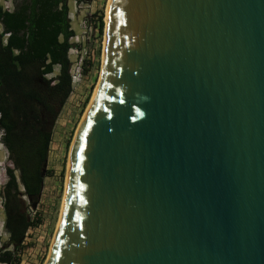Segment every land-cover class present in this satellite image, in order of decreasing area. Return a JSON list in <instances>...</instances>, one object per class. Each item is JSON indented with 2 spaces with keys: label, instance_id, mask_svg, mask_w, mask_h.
I'll list each match as a JSON object with an SVG mask.
<instances>
[{
  "label": "water",
  "instance_id": "1",
  "mask_svg": "<svg viewBox=\"0 0 264 264\" xmlns=\"http://www.w3.org/2000/svg\"><path fill=\"white\" fill-rule=\"evenodd\" d=\"M44 264H264V0H109Z\"/></svg>",
  "mask_w": 264,
  "mask_h": 264
},
{
  "label": "trees",
  "instance_id": "2",
  "mask_svg": "<svg viewBox=\"0 0 264 264\" xmlns=\"http://www.w3.org/2000/svg\"><path fill=\"white\" fill-rule=\"evenodd\" d=\"M0 23V139L10 162L0 189L7 234L0 262L18 264L26 232L39 219L29 209L50 173L53 127L72 92L68 50L75 44L66 0H21L11 10L0 5ZM103 25L100 16V34Z\"/></svg>",
  "mask_w": 264,
  "mask_h": 264
},
{
  "label": "rangeland",
  "instance_id": "3",
  "mask_svg": "<svg viewBox=\"0 0 264 264\" xmlns=\"http://www.w3.org/2000/svg\"><path fill=\"white\" fill-rule=\"evenodd\" d=\"M20 1L0 0V5L4 10H11ZM107 1L66 0L70 26L74 32L70 41L75 44L68 50V57L71 61L70 73L76 77L77 83L53 127L46 166L50 173L44 178L39 202L35 208L29 209L30 215L34 219L36 217L39 219L36 225L26 232L18 264H44L47 257L56 223L60 217L71 141L92 97L100 74ZM100 16L104 23L101 34L98 32ZM1 31L2 24L0 23ZM57 70L58 67L54 66V73ZM8 166H10L8 152L0 139V189L7 179L6 168ZM3 220L4 213L0 196V242L7 238ZM0 264L5 263L0 262Z\"/></svg>",
  "mask_w": 264,
  "mask_h": 264
},
{
  "label": "bare ground",
  "instance_id": "4",
  "mask_svg": "<svg viewBox=\"0 0 264 264\" xmlns=\"http://www.w3.org/2000/svg\"><path fill=\"white\" fill-rule=\"evenodd\" d=\"M108 3H109V0L107 1V5H106V9H105V17H104L105 24H106L107 19H108ZM103 50H104V41H103L102 56H103ZM94 91H95V88H94ZM93 94H94V92H93ZM93 94H92V97H93ZM92 97H91V99H90V101H89V103H88V106H89V104H90V102H91V100H92ZM88 106H87V107H88ZM76 128H77V127H76ZM64 193H65V191H64ZM63 198H64V195H63ZM63 198H62V203H61L60 214H61V210H62ZM58 220H59V219H58ZM57 224H58V221H57V223H56V227H57Z\"/></svg>",
  "mask_w": 264,
  "mask_h": 264
},
{
  "label": "built area",
  "instance_id": "5",
  "mask_svg": "<svg viewBox=\"0 0 264 264\" xmlns=\"http://www.w3.org/2000/svg\"><path fill=\"white\" fill-rule=\"evenodd\" d=\"M71 49V48H70ZM71 83H72V89L74 88V85L77 83V79L74 75L71 74Z\"/></svg>",
  "mask_w": 264,
  "mask_h": 264
}]
</instances>
